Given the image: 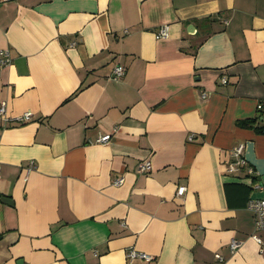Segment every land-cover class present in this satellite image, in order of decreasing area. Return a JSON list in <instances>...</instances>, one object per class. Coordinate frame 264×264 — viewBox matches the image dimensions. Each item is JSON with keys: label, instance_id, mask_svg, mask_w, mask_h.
<instances>
[{"label": "crops", "instance_id": "1", "mask_svg": "<svg viewBox=\"0 0 264 264\" xmlns=\"http://www.w3.org/2000/svg\"><path fill=\"white\" fill-rule=\"evenodd\" d=\"M0 51V103L34 114L0 118V264H264V135L239 125L264 101V0H12ZM240 145L262 189L227 171Z\"/></svg>", "mask_w": 264, "mask_h": 264}, {"label": "built area", "instance_id": "2", "mask_svg": "<svg viewBox=\"0 0 264 264\" xmlns=\"http://www.w3.org/2000/svg\"><path fill=\"white\" fill-rule=\"evenodd\" d=\"M10 1L12 0H0V3L6 4ZM168 37H169V27L168 26L161 27L157 33V39L162 40V39H167ZM12 61L13 59H12L10 51H0V67L3 68V67L10 66L12 64ZM125 73H126L125 67H123L122 65H118L114 69L111 79L113 81H119L122 79V77H124ZM224 83H228V80L224 79ZM259 114L264 116V101L261 102L259 106ZM0 118L8 123H16L19 125H25L34 120V114L32 112H27L18 117H9L8 110H7V103L1 102L0 103ZM194 138H195L194 135L190 137L191 140H194ZM111 140H112V135H105V136H101L97 140V142L99 144H108L111 142ZM231 156L233 160L227 164V171H229L230 173H236V172H242L244 169H247L248 176L254 178L257 175L254 168L248 167L247 165L248 163L245 158V146L244 145L235 147L232 150ZM138 170L140 173H143V174L149 173L152 170V162L150 160H147V161L140 163ZM0 178H1V173H0ZM256 180L257 179L254 178V188L262 189L263 187ZM125 182H126L125 177L121 176V177L115 178L113 181V184L115 186H122L125 184ZM186 192H187L186 187L181 186L179 188V196L184 195ZM248 208L255 215L257 231H263L264 230V198L251 199L249 202ZM255 239L259 243H262V240L259 238V236H255ZM240 247H241V243L236 240H234L231 244V249L234 253ZM128 260L130 263H134L137 260H142L145 262H152L155 260V257L148 255L146 253L137 251L135 249H131L128 253Z\"/></svg>", "mask_w": 264, "mask_h": 264}, {"label": "trees", "instance_id": "3", "mask_svg": "<svg viewBox=\"0 0 264 264\" xmlns=\"http://www.w3.org/2000/svg\"><path fill=\"white\" fill-rule=\"evenodd\" d=\"M239 125L244 128H250L255 130L258 134L264 135V116L260 114L259 118L247 119L240 121Z\"/></svg>", "mask_w": 264, "mask_h": 264}, {"label": "water", "instance_id": "4", "mask_svg": "<svg viewBox=\"0 0 264 264\" xmlns=\"http://www.w3.org/2000/svg\"><path fill=\"white\" fill-rule=\"evenodd\" d=\"M5 203H7V204H13V201L11 200V199H9V198H6V197H4L3 199H2ZM19 264H25V261L24 260H20L19 261Z\"/></svg>", "mask_w": 264, "mask_h": 264}]
</instances>
